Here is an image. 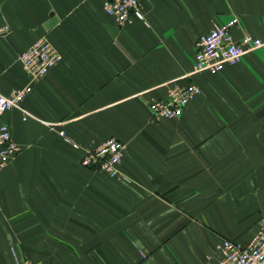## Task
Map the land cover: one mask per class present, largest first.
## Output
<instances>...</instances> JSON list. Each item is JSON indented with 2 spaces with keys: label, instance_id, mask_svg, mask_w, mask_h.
<instances>
[{
  "label": "crops",
  "instance_id": "obj_1",
  "mask_svg": "<svg viewBox=\"0 0 264 264\" xmlns=\"http://www.w3.org/2000/svg\"><path fill=\"white\" fill-rule=\"evenodd\" d=\"M105 1L0 0V95L28 83L18 56L39 39L62 56L25 120L0 115L20 147L0 171V264H213L264 223V0H141L123 27ZM233 19L234 41L263 46L192 74L196 41ZM174 82L200 93L156 122L148 103ZM109 138L121 179L80 165Z\"/></svg>",
  "mask_w": 264,
  "mask_h": 264
},
{
  "label": "built area",
  "instance_id": "obj_2",
  "mask_svg": "<svg viewBox=\"0 0 264 264\" xmlns=\"http://www.w3.org/2000/svg\"><path fill=\"white\" fill-rule=\"evenodd\" d=\"M104 13L113 18L119 27L131 23L134 19L144 21L141 0H106L103 4ZM238 23L237 19L225 25H214L195 43L194 66L192 74L208 72L217 74L226 65L238 64L249 51L263 46L262 41L246 35L236 42L230 30ZM62 60L61 54L45 38L21 52L18 62L28 83L10 92L8 96L0 95V115L6 111L18 110L25 120L29 114L22 107L23 100L31 92L32 83L42 79L50 69ZM200 89L193 83L180 84L174 82L167 91L165 100H152L148 109L154 121L179 118L186 106ZM65 136L64 132L60 133ZM124 143L109 138L101 145L88 149L80 161L84 168L97 170L112 179L123 177L119 166L125 153ZM20 147L11 137L7 125L0 123V171L11 163L19 154ZM219 258L213 264H264V223H262L251 241L243 245L234 240H223L218 248ZM19 264H33L26 259Z\"/></svg>",
  "mask_w": 264,
  "mask_h": 264
}]
</instances>
